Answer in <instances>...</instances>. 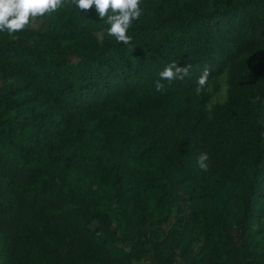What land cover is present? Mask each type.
Here are the masks:
<instances>
[{"label": "trees", "instance_id": "16d2710c", "mask_svg": "<svg viewBox=\"0 0 264 264\" xmlns=\"http://www.w3.org/2000/svg\"><path fill=\"white\" fill-rule=\"evenodd\" d=\"M141 9L0 32V264H264V0Z\"/></svg>", "mask_w": 264, "mask_h": 264}, {"label": "clouds", "instance_id": "9594fccd", "mask_svg": "<svg viewBox=\"0 0 264 264\" xmlns=\"http://www.w3.org/2000/svg\"><path fill=\"white\" fill-rule=\"evenodd\" d=\"M66 2L79 10H91L95 6L99 18L109 25L107 34L114 37L117 43H131L132 37L128 35V31L133 22L142 15L143 0H0V32L6 31L9 35H14L23 31L37 18L50 15L64 7ZM190 68V64L184 67H179L176 62L167 64L159 73L160 79L155 82V91L165 92V85L161 81L183 80L189 75ZM210 74V68L205 66L196 81L197 87L194 91L197 95L207 84ZM209 159L207 153H200L197 166L207 171Z\"/></svg>", "mask_w": 264, "mask_h": 264}, {"label": "rangeland", "instance_id": "374dc122", "mask_svg": "<svg viewBox=\"0 0 264 264\" xmlns=\"http://www.w3.org/2000/svg\"><path fill=\"white\" fill-rule=\"evenodd\" d=\"M222 98H224V95H222Z\"/></svg>", "mask_w": 264, "mask_h": 264}]
</instances>
